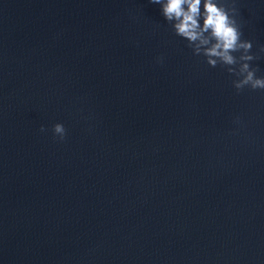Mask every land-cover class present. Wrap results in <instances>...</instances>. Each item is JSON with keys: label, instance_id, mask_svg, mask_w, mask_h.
<instances>
[{"label": "water", "instance_id": "1", "mask_svg": "<svg viewBox=\"0 0 264 264\" xmlns=\"http://www.w3.org/2000/svg\"><path fill=\"white\" fill-rule=\"evenodd\" d=\"M234 5L262 77L264 0ZM235 79L149 0H0V264H264V90Z\"/></svg>", "mask_w": 264, "mask_h": 264}, {"label": "clouds", "instance_id": "2", "mask_svg": "<svg viewBox=\"0 0 264 264\" xmlns=\"http://www.w3.org/2000/svg\"><path fill=\"white\" fill-rule=\"evenodd\" d=\"M160 5L161 15L171 24L175 35L187 41L193 55H202L209 67L217 65L237 79L232 81L237 92L245 87L264 90V76L257 77L251 61L259 59L252 54L253 43L243 40L241 25L237 22L234 0H149ZM239 53V55H234ZM258 53H264L260 45ZM46 129L42 125L40 131ZM54 138L63 141L66 129L61 123L52 125Z\"/></svg>", "mask_w": 264, "mask_h": 264}]
</instances>
